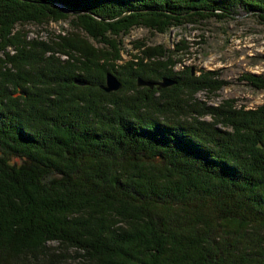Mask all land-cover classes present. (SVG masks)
<instances>
[{
  "label": "trees",
  "instance_id": "1",
  "mask_svg": "<svg viewBox=\"0 0 264 264\" xmlns=\"http://www.w3.org/2000/svg\"><path fill=\"white\" fill-rule=\"evenodd\" d=\"M238 8L264 23V0H0V264H264V104L199 100L228 82L175 71L184 37L120 63L132 28ZM60 20L46 40L26 30Z\"/></svg>",
  "mask_w": 264,
  "mask_h": 264
},
{
  "label": "rangeland",
  "instance_id": "2",
  "mask_svg": "<svg viewBox=\"0 0 264 264\" xmlns=\"http://www.w3.org/2000/svg\"><path fill=\"white\" fill-rule=\"evenodd\" d=\"M129 12L131 11L126 13ZM232 16L233 19L227 18L223 21L211 18L202 25L186 24L181 28L172 26L163 34L151 33L144 27L132 28L126 36L121 38L123 43L119 45L122 50L120 63L138 54L133 48V44L137 41H144L149 47L162 45L166 49H173V45L184 37L190 44V48L174 57L176 63L178 59L183 62L177 65L175 71L180 72L182 65L190 67V70L194 68L197 73L200 70L213 69L228 82V85L214 96H207L204 92H200L196 94V97L212 106L220 104L224 99L235 98L238 107L254 109L264 104V89L256 90L249 83L240 81L239 78L246 73L264 75V23L259 22L254 15L245 13L242 8H238L237 14ZM62 27L67 31L71 28L68 22L60 20V22H50L42 26L29 25L26 30L31 31L30 36L38 34V38L46 40V37L56 35ZM200 37L203 42L197 43ZM91 44L97 46L94 41ZM61 59L66 60L67 57L61 56ZM55 245L56 243L53 242L48 246L52 250ZM67 262L73 264L72 261Z\"/></svg>",
  "mask_w": 264,
  "mask_h": 264
},
{
  "label": "water",
  "instance_id": "3",
  "mask_svg": "<svg viewBox=\"0 0 264 264\" xmlns=\"http://www.w3.org/2000/svg\"><path fill=\"white\" fill-rule=\"evenodd\" d=\"M65 8V11L67 13H71V11L69 9H67L64 5L62 6ZM127 13L123 14V16H126ZM121 16V17H123ZM191 71L193 73H195L194 71V68H191ZM192 73V74H193ZM105 84L104 86H102V89L104 92L106 93H110L112 91H118L120 89V82L118 81L117 77L112 73H107L106 76H105ZM77 85H84L85 83H82V82H75ZM137 83H138V86L141 85V86H147L149 88H153V86L155 84H152L150 82H146L144 81V79H142L141 77L137 79ZM175 82L172 81L169 77L167 78H164L162 79V81L159 83V86H157L158 89H161V88H165L166 86H169V85H172L174 84Z\"/></svg>",
  "mask_w": 264,
  "mask_h": 264
},
{
  "label": "built area",
  "instance_id": "4",
  "mask_svg": "<svg viewBox=\"0 0 264 264\" xmlns=\"http://www.w3.org/2000/svg\"><path fill=\"white\" fill-rule=\"evenodd\" d=\"M183 69V68H182ZM181 71V70H180Z\"/></svg>",
  "mask_w": 264,
  "mask_h": 264
}]
</instances>
